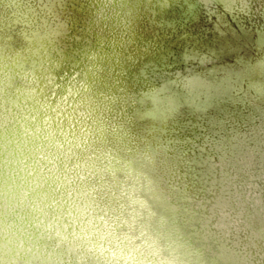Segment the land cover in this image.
Wrapping results in <instances>:
<instances>
[{"label": "clouds", "instance_id": "9594fccd", "mask_svg": "<svg viewBox=\"0 0 264 264\" xmlns=\"http://www.w3.org/2000/svg\"><path fill=\"white\" fill-rule=\"evenodd\" d=\"M22 2L27 47L0 36V264H264V84L252 80L264 77V57L236 53L224 68V51L187 53L198 67L160 75L146 66L135 80L147 91L97 95L94 55L85 51L62 83V59L39 58L41 41L66 35L56 8L67 0ZM86 3L98 24L113 0ZM251 4L195 0L189 9L247 14ZM251 92L246 115L219 110ZM145 118L194 119L199 155L188 157L189 141L146 140L133 130Z\"/></svg>", "mask_w": 264, "mask_h": 264}, {"label": "water", "instance_id": "95a60500", "mask_svg": "<svg viewBox=\"0 0 264 264\" xmlns=\"http://www.w3.org/2000/svg\"><path fill=\"white\" fill-rule=\"evenodd\" d=\"M28 2L36 7V0ZM18 3L19 7L0 6V36H10L14 50L27 47L24 35L27 26L18 20L25 14L31 18L22 0ZM192 3L195 0H113L107 18L97 24L90 22L86 0H67L56 8L67 24L66 35L53 44L41 41L39 58L43 60L47 53L54 59H62L65 67L55 73L57 82L62 83L60 76L64 72L70 75L73 68L78 71L75 66L86 61L87 51L96 57V75L89 76V84L97 95L143 90L135 76L146 66L149 71L154 68L158 72L205 13L202 7L190 11ZM39 23L37 17L33 29ZM31 47L38 46L33 42Z\"/></svg>", "mask_w": 264, "mask_h": 264}, {"label": "rangeland", "instance_id": "374dc122", "mask_svg": "<svg viewBox=\"0 0 264 264\" xmlns=\"http://www.w3.org/2000/svg\"><path fill=\"white\" fill-rule=\"evenodd\" d=\"M218 16L222 18L218 20ZM262 37H264V0H252L251 10L247 14L229 13L225 11L223 5H217V15L210 16L205 11L157 73L160 75L174 74L198 67V61L185 62L187 53L203 56L213 51H224L222 63L217 65V67L224 68L230 67L240 59L236 53L241 55L247 53L245 58L260 59L264 57ZM252 80L257 84H264V77L259 75L253 76ZM160 84L161 82L158 81L154 86L158 88ZM143 90L147 91V88ZM254 94L251 92L248 97H245L243 93H240L233 94L232 98L226 97L220 102L219 110L234 119L240 118L246 115L247 111H251L250 101ZM256 103L261 104L262 102L256 101ZM135 107L138 106L129 107L127 112L131 114ZM151 107V102L145 105L146 109H151ZM123 117L124 114L121 119ZM195 123L194 119L176 122L166 120L158 123L150 118H145L135 121L133 130L142 133L148 141H189V143L183 144V150L191 158L199 155L198 150L194 147L199 144L197 140L199 128L195 126ZM185 171L181 170V177H183L184 183L190 185L193 173L188 171V174L185 175ZM176 183L179 184L180 181L177 180ZM189 190L190 188H185V191Z\"/></svg>", "mask_w": 264, "mask_h": 264}]
</instances>
